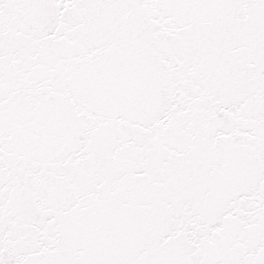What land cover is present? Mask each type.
<instances>
[{"label": "snow or ice", "instance_id": "obj_1", "mask_svg": "<svg viewBox=\"0 0 264 264\" xmlns=\"http://www.w3.org/2000/svg\"><path fill=\"white\" fill-rule=\"evenodd\" d=\"M0 264H264V0H0Z\"/></svg>", "mask_w": 264, "mask_h": 264}]
</instances>
